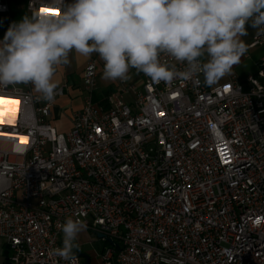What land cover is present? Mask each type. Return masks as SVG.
<instances>
[{
  "label": "built area",
  "instance_id": "built-area-1",
  "mask_svg": "<svg viewBox=\"0 0 264 264\" xmlns=\"http://www.w3.org/2000/svg\"><path fill=\"white\" fill-rule=\"evenodd\" d=\"M41 9L54 11L29 0L28 12L49 14ZM10 18L0 0V24ZM257 47L243 81L165 84L141 73L138 89L119 81L104 104L92 99L90 59L84 105L65 134L47 121L64 87L47 102L30 84H0L5 262L68 264L51 250L72 217L110 244L101 264H264V33L248 49Z\"/></svg>",
  "mask_w": 264,
  "mask_h": 264
},
{
  "label": "clouds",
  "instance_id": "clouds-1",
  "mask_svg": "<svg viewBox=\"0 0 264 264\" xmlns=\"http://www.w3.org/2000/svg\"><path fill=\"white\" fill-rule=\"evenodd\" d=\"M54 11L12 22L0 40V84L31 85L54 100L58 66L75 52L98 54L102 78L127 81L132 69L153 82L212 86L248 51V27L264 33V0H49ZM62 246L51 254L76 264L80 218L60 225Z\"/></svg>",
  "mask_w": 264,
  "mask_h": 264
},
{
  "label": "crops",
  "instance_id": "crops-1",
  "mask_svg": "<svg viewBox=\"0 0 264 264\" xmlns=\"http://www.w3.org/2000/svg\"><path fill=\"white\" fill-rule=\"evenodd\" d=\"M10 9V21L3 20L0 24V40L3 39L7 28L12 22L20 16L31 15L27 10V4L29 0H6ZM71 2V0H67ZM7 22L8 26H1L2 23ZM258 34L256 29L248 27V34L242 39L249 44L252 42L253 38ZM263 55L261 48L248 49L246 54L241 58L239 64L233 66L231 73L226 75L224 78L220 79L218 83L209 86L215 87L218 85L226 84L235 77L236 79L243 81L247 75L256 72L260 58ZM90 59H95L99 68L98 75L96 78V87L92 94V99L97 104H104L106 97L115 91H118L120 85L119 80L115 82L106 81L102 78V71L100 65L102 61L100 60L98 54L93 53L90 57H84L75 52L71 53L69 56L70 63L65 66H58L54 79L59 82V87H64L63 94L58 96L54 104L50 108V116L47 119L49 124L55 128L59 133L65 134L72 128V115L74 112L82 109L84 105V100L87 96V92L84 89L82 82V75L85 65ZM130 79L126 81L127 86L138 87L140 82L143 80L141 73H137L135 69H132L129 73ZM203 80V77H202ZM138 89V88H137ZM31 91L32 86H31ZM34 95H38L33 92ZM131 93L124 96L126 102L131 101ZM91 264V259H90ZM101 264V262H99Z\"/></svg>",
  "mask_w": 264,
  "mask_h": 264
},
{
  "label": "rangeland",
  "instance_id": "rangeland-1",
  "mask_svg": "<svg viewBox=\"0 0 264 264\" xmlns=\"http://www.w3.org/2000/svg\"><path fill=\"white\" fill-rule=\"evenodd\" d=\"M1 26H8L7 22L2 23ZM57 132V131H56ZM59 133V132H57ZM78 243L80 245L78 253H84L89 256L91 259V264H99L100 261V254L104 250V248L109 247L110 244L107 242L102 241L101 239L97 238L95 234L85 229L83 232L80 233L78 238ZM8 256L7 249L4 246V242L0 239V264H4L5 260Z\"/></svg>",
  "mask_w": 264,
  "mask_h": 264
},
{
  "label": "water",
  "instance_id": "water-1",
  "mask_svg": "<svg viewBox=\"0 0 264 264\" xmlns=\"http://www.w3.org/2000/svg\"><path fill=\"white\" fill-rule=\"evenodd\" d=\"M98 238H101V235L97 236ZM79 258H81L83 260V264H90V258L88 255L84 254V253H78ZM4 264H9L7 262H5Z\"/></svg>",
  "mask_w": 264,
  "mask_h": 264
},
{
  "label": "snow or ice",
  "instance_id": "snow-or-ice-1",
  "mask_svg": "<svg viewBox=\"0 0 264 264\" xmlns=\"http://www.w3.org/2000/svg\"><path fill=\"white\" fill-rule=\"evenodd\" d=\"M41 12H42V13H49L50 10H49V9H41Z\"/></svg>",
  "mask_w": 264,
  "mask_h": 264
},
{
  "label": "bare ground",
  "instance_id": "bare-ground-1",
  "mask_svg": "<svg viewBox=\"0 0 264 264\" xmlns=\"http://www.w3.org/2000/svg\"><path fill=\"white\" fill-rule=\"evenodd\" d=\"M5 107H6V105H4V104H3V105H2V104H0V109H2V110H3Z\"/></svg>",
  "mask_w": 264,
  "mask_h": 264
},
{
  "label": "trees",
  "instance_id": "trees-1",
  "mask_svg": "<svg viewBox=\"0 0 264 264\" xmlns=\"http://www.w3.org/2000/svg\"><path fill=\"white\" fill-rule=\"evenodd\" d=\"M23 16H20L16 19V21H19Z\"/></svg>",
  "mask_w": 264,
  "mask_h": 264
}]
</instances>
